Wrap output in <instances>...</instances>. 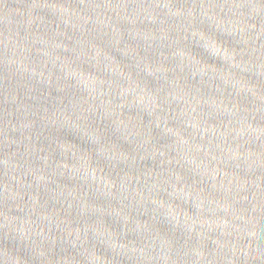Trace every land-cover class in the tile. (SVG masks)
Listing matches in <instances>:
<instances>
[{"label": "water", "instance_id": "obj_1", "mask_svg": "<svg viewBox=\"0 0 264 264\" xmlns=\"http://www.w3.org/2000/svg\"><path fill=\"white\" fill-rule=\"evenodd\" d=\"M0 264H264V0H0Z\"/></svg>", "mask_w": 264, "mask_h": 264}]
</instances>
